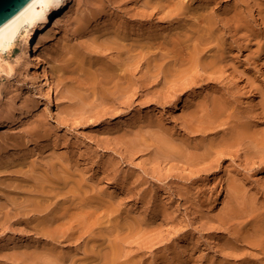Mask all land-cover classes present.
<instances>
[{
  "label": "rangeland",
  "instance_id": "374dc122",
  "mask_svg": "<svg viewBox=\"0 0 264 264\" xmlns=\"http://www.w3.org/2000/svg\"><path fill=\"white\" fill-rule=\"evenodd\" d=\"M105 2L107 4H105ZM123 2V8H136L134 6L132 7V5H134L132 3L133 0H123ZM194 2L201 3V5L205 2L210 3L211 6H213V15H216L215 19L222 20L223 22H227V20L230 21L231 16L234 14H232V12L235 11L233 10L234 7L237 9L238 6L243 3L248 5L247 8H245L246 12H244V16L246 17L244 18L250 21V23L248 24L247 22V24L248 26L250 25L251 29H254L253 32L256 33L258 37H256L255 40L252 39L253 41L251 40L249 43L248 40H245V42L244 39H240V35H243L242 33L245 32H239L240 35L238 33L235 36L232 33L228 35L229 31L227 33L233 45L230 55L232 58L229 59L230 62H227L230 66L227 65L226 68L231 69L230 71H233L237 75V78L240 76L241 81H235L237 82L235 83L234 81H225L226 78L222 81L221 79H218L220 81H215V78H208L207 75L209 76V73L216 68L209 69V73H205L206 75H204L201 69L183 73L181 70L184 66L188 65L180 62V58L178 59L179 61H176V59L174 60L170 57L168 59L171 61H168L170 65H176L174 68H179L181 71L178 70L179 78L181 76L178 81L169 79L170 82L163 86V77H158L157 81L156 78H154L152 80L155 81L154 84L156 83V85L153 84L152 80L149 81L150 91L148 95L145 96L146 98L141 96L142 101L139 96V99L128 102L129 105L127 103L124 104V99L122 101L120 98L111 100V102L113 101L112 103L107 102L110 101L112 97H103L102 95L106 96V94L104 92V94L100 93V91L102 92L100 88H97V90L99 89V91H97L93 89V87H90L93 82L91 79L93 76L91 75L92 72L94 73V69L97 66L96 63L93 62L96 60L94 57H91L92 60H89L90 56L85 48L86 43L88 44L89 41L87 42L86 38L90 36L93 38V36L95 35L96 37L100 31H107L111 28V20L113 21V25L111 26H114L116 25L114 23L119 22L118 17L123 16L116 12L114 6L111 7L112 5L107 2V0H71L67 4L66 9L58 17V27L55 28L59 34L58 40L51 41L46 33L42 34L44 37L42 52L45 56L46 66L49 68V81L51 82V91L53 95L52 107L48 106L44 100L40 99L38 89L33 87V85H35L33 79L34 70L29 66L30 59L24 58L23 56L24 51H26L28 47L27 39L22 37L25 32H23L16 41L15 47L11 52L0 50V150H2L0 151V156L2 157L0 160L16 158L15 155L18 153L19 157L22 156L24 158V156H26V160L29 159L28 161L35 163V165H32L31 162L25 161L21 157V160L23 159V161L31 163L26 165L28 168L23 166L24 169L27 168L29 171V167H35L33 169L30 168V170H41L39 173H42L43 170L44 173L48 171L49 175L51 174V180L54 182H52L53 184H50L51 181H49L48 184L45 183V188L49 186V189H52L50 193L54 194L55 192V194H57H54L53 197L48 200V210L51 208V204L52 208H55L54 210L59 206L61 207V204L69 209L79 208L84 204H86L84 205V209L86 210L88 207V209L91 210L92 208H99V206L102 208L100 201L102 199L103 201L109 202H107V205H112L111 213H104L103 209H100V211L97 209L96 212H98V214L103 213L105 216L108 215V218H110L111 215L112 217L130 215H134V217L140 216V218L143 217L141 219L144 223L142 220L141 223L144 225L147 223L148 227L146 226L147 224L145 226L142 224L143 227H145V231L140 232V234H135V241L139 239L137 243L135 242L136 248L142 247L144 250L146 249V253L143 251V264H264V253L259 247L251 246L248 243L245 245L243 238L240 237L245 236L250 239L249 235V237L246 236V232L243 235L242 224L243 221H246L243 219V214L240 217L238 216V218L235 217L232 219V217H229V220L227 219L229 214L226 216L227 213H224L228 210L225 211L227 201L232 199L230 198L231 195L233 196L229 191L231 189L225 187H228L229 177L230 175L232 176L235 171L236 173L238 172V180L241 182L244 181L249 189L247 197H251V200L254 199L257 205H261L260 203L262 202L264 203V158L260 160V162L258 159L262 158H256V160L255 157H253L254 160L251 154H246V146L244 144H247V142H245L241 144L244 145V149L243 146L242 148L239 146V151L237 150L239 153L234 152V155L236 154L235 156L233 154L227 155L228 157L225 156L224 161H218L216 164L214 163L211 167V172H201L198 165H200L201 169L203 167L202 163L198 165L192 164L191 169L195 166L194 169H197L196 171L199 170L198 173L200 172L198 176H194L189 173L191 172L190 167H188L189 164L179 160L176 161L177 159H172L173 157L171 156L168 158L169 155L164 152L162 145L157 147V145L161 143L157 142V138L153 139V137H151V130L149 127L144 128L151 122L158 123L161 120L164 121L163 125L166 127L172 125L173 127L169 128H173V131L178 136H181V134H183V132H181L182 126L187 120V115L191 109L190 107H193L192 105H196L199 101L207 102L210 100L209 98L214 90L217 91L222 87L229 88V85L232 86L229 89H232V91L236 93V96H233L235 102L237 101L239 104L246 106L250 114L253 113L257 115L260 113L261 120L262 117H264L261 112L262 103L264 102V32H262L264 31V29H262L264 25L262 26L260 21V17H262L260 15L264 14V0H195ZM201 8L203 7H199L197 11H200ZM232 28L231 26V30ZM77 29L82 30H78V32ZM98 36H102V33ZM90 38L87 39L90 40ZM79 42H84V44H80L82 46L84 45L82 51L85 50L84 52L81 51V58L74 57L72 52V50L76 48V45L78 46ZM245 44L250 45L246 47ZM80 45L77 48H79ZM77 48L75 50H77ZM78 60L83 61V66L81 68L79 66L80 64L77 63L79 62ZM99 61H101V59L98 60V62ZM90 62L93 64L95 63V65H93L94 69L92 66L90 67ZM168 62L167 67L170 66ZM177 64H180V66ZM233 65L235 68L231 67ZM140 72L136 75L138 78L141 75ZM216 73L218 76L222 74L221 72ZM198 75L199 78L197 77ZM201 76L205 78V81H203L204 78ZM214 76L215 75H213V77ZM158 80L160 82H158ZM181 84L182 87L180 86ZM214 85L215 87H213ZM130 93L133 94V91L128 92L129 95H131ZM159 95L163 97L161 98L162 100H159L161 102L155 100ZM103 98H105V100ZM106 98L108 100H106ZM152 98H154L156 102L152 100ZM147 99H151L152 102H148ZM143 100L146 101L143 102ZM171 102L175 104V107L173 109H168L167 107ZM254 104L259 107L255 112L252 111V106ZM26 110H31V112L25 113V116L19 114L21 111L26 112ZM263 121L264 119L260 123V129H262L260 131L262 132H264ZM178 132L180 134H178ZM221 132L222 131L217 134ZM217 134L212 133L206 135V137L210 136V139L208 138L207 140H216L218 137L221 138L222 134L221 136H217ZM220 138L217 139V141H219ZM136 141L137 143H135ZM152 141H154V144ZM133 142L137 146L136 148ZM130 143L132 146L131 148L129 147ZM150 146L152 148L157 147L158 149L156 148V150H162V153L160 151L155 152L156 150H152V148H149ZM236 148L237 147L234 148L235 150H232L236 151ZM241 149L245 152H243V150L240 152ZM232 156L233 158H231ZM249 156L251 158H249ZM238 157L240 160H237ZM250 159L254 160L252 161L253 163ZM247 160H249V162H245ZM181 162L186 164L185 167ZM175 164H179V167L177 168ZM37 166L39 167L36 168ZM60 166L63 167L68 174L71 173L72 176H69L68 179L63 176V172L65 171ZM24 169L22 170L25 172ZM53 172H56V174L54 175ZM73 175L74 177L81 176L82 178L85 176L86 178L84 180H86V185H84L86 187H82V185L80 187L75 181L73 182ZM56 176H59L58 178H60V181L57 180L58 178L56 179ZM71 179L72 181L69 182ZM66 180L68 184L70 183L69 185L66 184L67 188L65 184H63V186L61 185V183ZM87 180L90 182L88 183ZM49 184L54 187H50ZM191 185L193 186L192 192L190 191ZM55 186L58 188L55 189ZM89 186L94 190L93 192L90 188L86 189ZM79 189L81 190L79 191ZM46 190L48 192L47 188ZM99 191L101 193H98ZM77 192L78 197H76ZM73 193H75L76 196H73ZM87 193L92 196L94 194V197ZM105 194H109L110 197H107L108 195ZM183 194L186 196H183ZM67 195L68 197H73V199L70 197L63 198V196L65 197ZM85 195L87 197H85ZM37 196L36 201L43 200L42 195L41 197L40 195ZM57 196L61 200L64 199L62 201L66 203L56 199L58 198ZM75 198H78L76 199L78 201H76ZM87 198V202L90 201V199L91 202L87 203L85 200ZM228 198L229 200H227ZM201 199H203V202ZM72 200L75 201L73 202ZM82 200L85 202L83 203ZM77 202H81V205H78L79 207L76 205L78 204ZM72 203L73 205H71ZM200 203L201 206H199ZM88 204L91 206H88ZM70 205L72 208H70ZM92 205L94 206L92 207ZM86 206L88 207L86 208ZM160 207L162 208L160 209ZM52 208L49 211L53 210ZM165 209L168 211L165 212ZM159 210L164 212L160 211L159 213ZM128 211L130 212L128 213ZM165 213L168 215L166 216ZM40 214L43 215L46 213L43 211V213ZM208 214L209 216L211 215L210 218ZM144 216L148 218L145 220ZM151 216L155 217L152 218ZM150 219L152 220L150 221ZM219 219H222L223 222L222 220L219 221ZM239 221H241V223ZM223 223H227V226ZM5 224L4 227H0V261L3 264H20L22 261L16 262V260L13 261L12 259L10 260V258L7 260V258L9 255H13L12 252L15 254L17 248L20 253H23V251H25L24 249L32 244L34 245L38 240L40 241V238L37 234H33L34 232L29 228H26L24 224ZM223 225L225 226L224 228ZM225 229H227V232ZM236 229L238 231H236ZM230 230H232L231 233H229ZM239 231H242V235L240 236L236 233ZM138 235L139 238H137ZM230 235L235 237H230ZM227 237L230 240L227 239ZM237 237H240L241 244L240 242H236L235 238ZM251 237V240L255 239V237L254 239L253 236ZM231 239H234V241ZM66 242L60 243L61 245L59 244V246L62 247H60L62 251L66 250L63 251L66 256H68L67 251L70 249L69 254L75 253L76 244L74 245V241L72 243L70 241ZM23 243L28 246L26 245L27 247L25 246V248H23ZM231 243L236 244L238 247L235 245L233 248L232 246H230L231 248L228 247V244ZM18 244H20V246ZM224 245L226 247H224ZM19 248L22 250L20 251ZM2 252L4 255L1 254ZM20 253H17L16 256H21ZM1 255L3 256L1 257ZM160 255H162L164 259ZM164 255L168 256L165 257ZM166 259H169V261L166 262ZM68 262L66 264H69Z\"/></svg>",
  "mask_w": 264,
  "mask_h": 264
},
{
  "label": "bare ground",
  "instance_id": "6f19581e",
  "mask_svg": "<svg viewBox=\"0 0 264 264\" xmlns=\"http://www.w3.org/2000/svg\"><path fill=\"white\" fill-rule=\"evenodd\" d=\"M69 1L71 0H36L35 6L31 9L30 15L21 16L13 25L10 26V31L9 30L0 31V50L1 51L6 50L9 52H11L14 49L16 41L19 39L22 33L25 32L24 36L22 37L27 39L28 47L27 50L24 51L23 56L24 58L30 59L29 66L34 70L33 79L35 81V85H33V87H36L38 89L40 99L44 100V102H46V104L50 107H52L53 105V95L51 91V82L49 81V68L46 66L45 56L42 52V49L44 47V42H43L44 37L42 34L46 33L49 37V40L51 41L58 40L59 34L57 29H55L58 27V17L66 9ZM194 1L195 0H133L132 3L134 5H132V7L133 6L136 7L135 9L133 8L134 9L133 10L131 7H130L131 9L128 7L123 8L122 7V5H124L123 0L122 1L107 0V2H109L112 5L111 7L114 6V10L120 13L121 16L123 17H118L119 22L114 21L117 22L114 23L116 24L114 26H111L113 25L112 24L113 21L111 20L110 21L111 25L109 24L111 28H109L107 31L105 30L106 32L100 31L102 33V36H98L101 34L99 32L96 35V37L95 35L93 36L94 39L91 36L90 37L92 39L90 37H87L90 38V40L86 38L87 42L89 41V43L87 44L85 42L86 43L85 48L87 49L90 58L87 55L86 56L89 58V60L91 59V57H94L96 60L94 59L95 61L93 62H95L97 66L94 69L93 65H95V63L93 64L91 63L92 61L90 62L91 63L90 67L92 66V68L94 69V73L92 72V75L90 74L91 76H93V78L91 77L93 82L91 83L90 87L91 88L93 87V89L96 90L97 88H100V90H102V92L100 91V93L106 94V96L102 95L103 97H108V98L112 97V99H110V101L107 102H111V100L120 98L122 99V101L124 99L123 101L124 104L125 103L128 104V102H133L134 100L139 99V96L146 98L145 96H147L150 91L149 90L150 80L156 78L157 81L158 77L161 78L163 77L162 80L164 79L163 81L164 83L163 82L162 83L164 86L166 85V83L168 84V82H170L169 79L178 81V79L181 78V76L179 78L178 75L179 68L178 69L174 68L176 65H170V63L168 62L170 61L168 60L170 57H172L171 59L174 60L176 59V61L180 58V62H183L188 65V66H184V68L181 70L183 73H189L190 71H194V70L198 71L199 69H201L202 72H204V75H206L209 73L208 71L209 69L216 68L217 70L216 69L212 70L209 73V76L207 75L208 78L211 79L215 78V81L218 79H221L222 81L224 78H226L225 81L227 80L231 82L241 81L240 76H238L239 78L238 79L237 75L233 71H230L231 69L226 68L227 65H229L227 64V62L229 61L230 58H232L230 55L232 53L231 47L233 45L230 42L231 40H229L230 37L228 35L232 33L235 36L239 32L240 33L245 32L242 33L243 35H240L239 33V35L241 36L240 39H244V41L248 40L249 43L251 42L252 39L255 40L256 37H258L257 34L253 32L254 29H251L250 25L248 26L250 21H247L248 19L244 18L246 17L244 16L245 14L244 12H246L245 8H247L248 5H245L246 3L245 4L243 3L240 6L236 5L238 6V8L237 9L235 7L233 8V10L235 11L232 10L233 11L232 14L233 13L234 14L233 15L231 14L232 15L231 18L229 16L230 21L227 20V22H223L222 20L215 19L216 15L215 16L213 15L214 10H213V6H211L210 3L205 2L201 5V3L199 4ZM105 4L107 3L105 2ZM199 7H203V8H201L200 11H197ZM260 12L263 13L262 11ZM260 16L262 17H260L261 20L260 19L259 20L261 21V24L263 26L264 14ZM231 26L233 27L232 30H231ZM78 30L81 31L82 29H77V31ZM82 43L84 44V42ZM82 43L79 42L78 46ZM245 45L246 47H248L250 44L249 45L245 44ZM78 46L76 45V48ZM83 46L80 45L81 48L79 47L77 48V50H75L76 48L72 50L74 57L81 58L82 52L85 51V50L82 51V48H84ZM100 59L101 61H99L100 62L99 63L98 60ZM167 62L170 65L169 67H167ZM77 63L80 64L79 65L80 68L83 66L82 64L83 61H79ZM177 65L180 66V64ZM231 67H234V65ZM138 72L141 73L139 78L136 76ZM216 72H221L222 74L221 73L220 74L222 76L220 74H219L220 76H218ZM194 73L199 74L200 72H194ZM213 75L215 76L213 77ZM197 77L199 78V75ZM203 81H205V78ZM154 82L155 81H153V84ZM158 82L160 81L158 80ZM192 82L194 84L193 79ZM154 85H156V83ZM180 86L182 87V84ZM213 87H215V85ZM228 87L230 88L232 86L229 85ZM229 88L222 87L217 91L214 90L213 94L209 98L210 100L207 99L208 100L207 102L199 101L196 103V105H192L193 107H190L191 109L189 110V114L187 112L188 114L187 120L182 126L181 132H183V134H181V136H178L173 131V128L172 129L169 128V127H173L172 125L171 126L168 125L169 127H166L165 125H163L164 121H161L160 119L158 123L151 122L149 125L145 124L146 127L144 128L149 127V129L151 130L150 133L151 137H153V139L157 138L158 140L157 142L161 143V144L158 143L159 145H157V147L162 145L164 152L169 155L168 158L171 156L173 157L172 159L174 158L177 159L176 161L179 160V161H183V163L189 164L188 167H190L191 172L189 171L188 172L191 173V175L193 174L194 176H198L200 173V172L198 173L199 170L201 172L204 171L206 173L211 172L212 171L211 167L214 163L216 164V162L218 161H224L225 156L228 157L227 155H232V154L234 155V152H237V150L239 151L240 148L239 146H241V148L243 146L244 149V145H245L246 154L249 155L251 154L252 158L253 157H255V159L262 158V159H258L259 161L263 160L264 158V132L260 131L262 130L260 129L261 128L260 123L264 119V117H262L261 120L260 113L257 115H254L253 113L250 114L246 106H244L243 104H239V102L237 101L235 102L233 96H236V93ZM97 91H99V89ZM129 91H133V94L130 93L131 95H129L128 94ZM142 97L140 99L141 101H142ZM161 98L163 97L159 95L155 98V100L158 102ZM103 99L105 100V98ZM106 100L108 99L106 98ZM152 100H154V98H152ZM152 100L147 99L148 102H152ZM145 101L143 100V102ZM174 107L175 104L171 102L167 108L173 109ZM252 108H253L252 111L255 112L259 107L256 104H254ZM29 112H31V110H26V112L21 111L19 114L25 116V113H29ZM261 112L264 115V102L262 103ZM220 131L222 132L220 134H217ZM212 133L217 134V136L218 135L221 136L222 134L221 138L220 137L217 138V139L220 138V140L219 141H217V139L207 140L210 136L206 137V135ZM178 134L180 133L178 132ZM152 142L154 144V141ZM245 142H247V144H244ZM135 143H137V141ZM129 145L128 146L131 148L132 147L131 143ZM136 147L137 146L135 145V148ZM157 147L152 148L150 146L149 148H152V150L153 149L156 150ZM235 147H237L236 151H233L235 150L234 149ZM243 149H241L240 152H242ZM157 151L159 152L160 150H156L155 152ZM243 152L245 151L243 150ZM16 155H15L16 158H9L8 160L7 159L0 160V227L2 226L4 227L5 223L7 225L11 223L15 225L24 224L26 228H29L32 232H34L33 234H37L39 236L40 241L38 240V242L35 243L33 241L34 245L31 243L32 245L30 246H28L27 244L24 245L23 243V248H25L26 245L28 246V247L26 246L27 248L24 249L25 251H23V253H20L18 251L17 247L18 245L20 246V244H18L16 247L17 249L15 250L17 252H15V254L14 252H12L13 255L11 256L9 255L7 260L10 258V260L11 259L13 261L16 260V262L22 261L20 264H66L68 261L69 264H143L144 263L143 251H145L146 253V249L144 250L142 247L136 248L137 247L136 243L137 241H139V239L135 241L136 239L135 234L136 233L140 234V232L145 231L144 230L145 227H143L144 221L141 219L143 217L141 218L140 216L134 217V215L124 216V217L123 216L112 217L111 215L110 218H108L107 217L108 215L105 216L103 215L102 212H101L102 214H98V212H96L97 209L99 211L100 209H103L104 213H108V214L109 212L111 213L112 205L110 204L107 205L108 201L106 202L105 200L103 201L102 199L100 200L102 208H100V206L99 208H97L96 205L95 206L96 209L92 208L91 210L88 209L89 208L88 206L90 205L88 204V206H86V208L88 207L86 210L84 209L85 207L84 205L86 204L83 205L85 201L83 202L82 200L83 202L82 207L78 206L81 202L80 203L77 202L78 204L76 205L79 208L73 209L71 207V205H73L72 203L70 205V208L72 209H69L68 207L65 208L64 206H62L63 204H61V207L57 205L59 206L57 208L58 210L57 209L54 210L55 208L53 209L51 204L50 207L53 210L49 211L51 208L48 210L49 204L47 203H49L48 200L51 199V197H53L55 192L54 194H51L50 191L52 189L50 190L49 186L46 187L48 189L47 192L45 185L48 184L49 181H51L50 184L54 182L53 180H51L52 178L50 176L51 174L49 175L47 169H46L47 172L45 173L43 170L42 173H39L41 170L40 171H36L37 169L30 170V168L32 167H29V171H28L27 170L28 166L26 165L27 164L29 165L32 162L28 161L29 159L26 160L25 158L26 156H24L23 158L20 155L25 161L31 163H27L23 161V159L21 160L20 159L21 157H19L18 153ZM0 158L2 157L0 156ZM231 158H233V156ZM249 158L251 157L249 156ZM253 159H250L251 162L255 160ZM237 160H240L239 157L237 158ZM245 162H249V160ZM183 163L182 165H184L185 167L186 164ZM201 163L203 164V167L200 169V165L198 164ZM33 164L35 165V163H32V165ZM192 164H197L199 166L198 167L199 170L196 171L197 169L196 170L194 169L195 166H193V168L191 169ZM175 165H177L176 166L177 168L179 167V164H175ZM23 166H26L27 168L24 169ZM38 167L39 166H37L36 168ZM61 168L65 171L63 167ZM22 169H24L25 172ZM237 173L235 171V173L232 174V176L228 174L230 175L228 180L229 182L228 187L226 185H225L226 187L224 186L225 188L231 189L229 191L231 192V194H233V196L231 195L232 197L230 196V198L232 199L230 200L229 198L227 199L229 201H227V207L225 211L227 209L228 210L227 212L224 213H227L226 216H228L229 214V216L228 218L227 217L225 218L227 219H229V217L230 218L232 217V219L235 217L238 218V216L240 217L243 214V219L246 220L243 221L242 224L243 226L242 231L244 232L243 235L246 232L247 234L246 236L249 235L250 239H248L245 236L244 237L240 236L242 235L241 234L242 231L236 232L237 235L243 238V242L245 243V245L246 243H248L251 246L259 247V249L264 253V203L262 202L260 203L261 205H257L253 197H252L253 200L250 199L251 198L250 195H249L250 198L247 197L249 193V189L244 183V181L241 182L238 180ZM55 174L56 172L54 173V175ZM67 174H68L67 171L63 172V176H65L67 179L69 176H72L71 173L68 175ZM58 177L59 176H56V179ZM85 178H86L85 176L84 178H82L81 176L74 177L73 175L72 179L73 182L75 181L80 187L81 185L82 187H84L86 185L85 184L86 180H84ZM72 179L68 181L71 182ZM57 180L60 181V178H58ZM89 182L90 181H88V183ZM63 184H65L67 188V185H69L70 183L68 184L66 180L63 183H61L62 186ZM56 186L55 189L58 188ZM50 187H54V186L50 185ZM192 187L193 186L191 185L190 191L192 190ZM89 188L90 186L87 187L86 189ZM80 190L81 189H79V191ZM93 191L94 190H92V192ZM98 193L101 192L99 191ZM188 193L192 194L190 192ZM73 194H74L73 196H76L75 193ZM91 194L88 195L92 196ZM37 195H40V197L41 195L43 196V200H42L43 202L36 201ZM68 195L65 197L63 196V198L68 197ZM105 195H108L107 197H110L109 194H105ZM183 196L186 195L183 194ZM76 197H78V192ZM85 197L87 196L85 195ZM92 197H94V194ZM56 199L60 200V202L66 203L62 201L64 199L61 200L59 199V197ZM71 199H73V197ZM76 199L78 198H75V200ZM75 200L72 201L74 202ZM85 200L87 202L88 198ZM201 200L203 202V199ZM88 202H91V199ZM93 206L94 205H92V207ZM199 206H201V203ZM161 208L162 207H160V209ZM43 211H45L46 214L41 215L40 213H43ZM160 211L161 210H159V213ZM167 211L168 210L165 209V212ZM129 212L130 211H128V213ZM168 214H166V216ZM210 216L208 214L209 218ZM144 217L145 220L146 218H148L146 216ZM141 220L143 221V223H141ZM151 220L152 219H150V221ZM220 220L222 219H219V221ZM224 221L226 222L225 219ZM241 221L239 222L241 223ZM146 224L147 223H145V225ZM226 224L227 223H225L224 225ZM224 225L223 228L225 227ZM146 226L148 227V224ZM225 230L227 232V229ZM232 230H230L229 233H231ZM236 231L238 230L236 229ZM231 235L230 237L233 238L235 237ZM251 236H253V239L255 237V239L251 240L252 238ZM137 238H139V235ZM239 238L237 237L235 238V240L237 243L240 242L241 244ZM227 239L229 238L227 237ZM231 240L234 241V239ZM66 241H70L71 243L74 241L73 242L74 245L76 244L75 253L69 254L71 250L70 249L68 250L69 252L67 251L68 256H66V254L63 252L66 250L62 251L61 249L62 247L59 246L60 243ZM233 243H231L232 245L228 244V247L232 246L233 248L234 245L236 246V244ZM225 245L224 247L227 246ZM141 246H142V242H141ZM21 250L22 249H20V251ZM17 253H20L21 256H16ZM1 254H3V252ZM3 255H1V257ZM160 256L163 258L162 255ZM168 261L169 259L166 262Z\"/></svg>",
  "mask_w": 264,
  "mask_h": 264
},
{
  "label": "water",
  "instance_id": "95a60500",
  "mask_svg": "<svg viewBox=\"0 0 264 264\" xmlns=\"http://www.w3.org/2000/svg\"><path fill=\"white\" fill-rule=\"evenodd\" d=\"M36 0H0V31L9 30L21 16L30 15Z\"/></svg>",
  "mask_w": 264,
  "mask_h": 264
}]
</instances>
